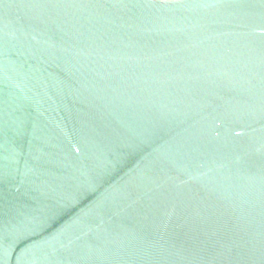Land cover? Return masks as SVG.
I'll return each instance as SVG.
<instances>
[{
    "label": "water",
    "instance_id": "obj_1",
    "mask_svg": "<svg viewBox=\"0 0 264 264\" xmlns=\"http://www.w3.org/2000/svg\"><path fill=\"white\" fill-rule=\"evenodd\" d=\"M0 264H264V0H0Z\"/></svg>",
    "mask_w": 264,
    "mask_h": 264
}]
</instances>
